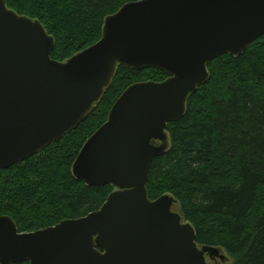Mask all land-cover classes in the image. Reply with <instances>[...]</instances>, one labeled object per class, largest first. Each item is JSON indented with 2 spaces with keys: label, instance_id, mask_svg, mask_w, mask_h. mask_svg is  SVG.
Instances as JSON below:
<instances>
[{
  "label": "water",
  "instance_id": "1",
  "mask_svg": "<svg viewBox=\"0 0 264 264\" xmlns=\"http://www.w3.org/2000/svg\"><path fill=\"white\" fill-rule=\"evenodd\" d=\"M263 35L264 0H139L106 18L98 42L61 62L43 23L0 0V169L86 120L118 65L169 75L125 89L78 155L77 178L115 187L102 207L30 232L0 216V264H204L218 255L219 247L196 242L194 226L173 210L174 196L150 199V166L167 149L153 141L183 117L212 60L238 55Z\"/></svg>",
  "mask_w": 264,
  "mask_h": 264
},
{
  "label": "trees",
  "instance_id": "2",
  "mask_svg": "<svg viewBox=\"0 0 264 264\" xmlns=\"http://www.w3.org/2000/svg\"><path fill=\"white\" fill-rule=\"evenodd\" d=\"M132 1L139 0H6L43 23L55 40L51 56L61 62L98 42L106 18ZM208 68L209 80L189 96L183 117L167 124L170 144L150 166L148 195L174 196L173 210L179 206L200 246L223 248L233 264H264V35ZM168 76L154 67L118 65L86 120L32 157L0 169V216L30 232L100 209L115 187L77 178L78 155L125 89Z\"/></svg>",
  "mask_w": 264,
  "mask_h": 264
},
{
  "label": "rangeland",
  "instance_id": "3",
  "mask_svg": "<svg viewBox=\"0 0 264 264\" xmlns=\"http://www.w3.org/2000/svg\"><path fill=\"white\" fill-rule=\"evenodd\" d=\"M154 144L156 145H162L165 144L166 147H169V136L168 133L166 132V139L164 141L160 140H154ZM167 195V194H165ZM170 195V194H168ZM172 196V195H171ZM177 202V201H176ZM179 206L176 207V211H179ZM219 253L218 255L211 256L209 254L206 255L205 263L204 264H233L234 263V258L229 255V253L224 250L223 248L219 247Z\"/></svg>",
  "mask_w": 264,
  "mask_h": 264
}]
</instances>
